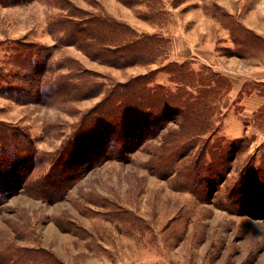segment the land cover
Wrapping results in <instances>:
<instances>
[{
  "label": "rangeland",
  "instance_id": "1",
  "mask_svg": "<svg viewBox=\"0 0 264 264\" xmlns=\"http://www.w3.org/2000/svg\"><path fill=\"white\" fill-rule=\"evenodd\" d=\"M88 15L160 37V52L114 67L58 42L68 18ZM231 23L250 30L249 40ZM262 32L264 0L0 2V161L9 163L0 176V264H264ZM34 60L46 63L47 80L66 76L88 95L37 101ZM144 75L151 92L179 95L192 110L169 104L155 135L137 131L142 142L124 160L88 167L95 146L123 139L100 122L99 103ZM238 124L249 131L229 135ZM79 159L85 173L75 178L67 164ZM50 183L71 186L54 201L34 195Z\"/></svg>",
  "mask_w": 264,
  "mask_h": 264
},
{
  "label": "trees",
  "instance_id": "2",
  "mask_svg": "<svg viewBox=\"0 0 264 264\" xmlns=\"http://www.w3.org/2000/svg\"><path fill=\"white\" fill-rule=\"evenodd\" d=\"M0 2L8 3V0H0ZM80 13L88 14L87 12L82 11ZM65 23L66 24L63 25L68 26V31L66 30V32H64V35L61 38L64 36L66 37L60 39L58 41L59 43L64 41L67 45H75L90 59L114 67L130 66L142 59L151 62L160 52L159 49L161 48L162 42L160 37L156 35H141L138 37L137 33L129 26L112 18L101 19L100 17L88 15L87 17L78 20L68 18ZM237 27L243 31V41L246 42L249 40L252 32L244 29L239 23L230 24L232 30ZM258 38L259 36H257V39ZM47 52L48 49H41L39 52H36V54L43 60H49V55L46 54ZM20 55L26 61L23 52H21ZM36 61L37 60H34L33 70L34 81L37 82V85L34 87V98L37 101H42L43 99L48 100L52 96H60L62 94L69 95L70 98H84L88 95L86 91V93L79 91L81 87L78 88V85L75 86L73 81L66 76H60L55 79V81L47 80L45 74H43L45 72L46 63H38ZM175 67H177L175 64H170L166 69H169L170 72H176L177 68L175 69ZM58 68L59 67L56 69ZM146 80H148V76L146 75L132 78L130 81L120 86L121 88L110 89V91L105 94V98L98 105L100 107V116L104 118L103 121L100 122H102V124L105 125L103 126L108 129H113L114 126H117L123 139H120L119 136H115L116 140L115 138L107 139L102 141L101 144L95 146L92 154L84 159V164L87 163L88 167H93L108 158L124 160L127 156V152L138 148L142 142L140 139L143 136H138V134H136L137 131L141 130L145 133L147 127H149L150 132L146 136L155 135L157 131H155L154 128L160 125V117L164 113V108L167 109L169 104L175 105L178 111L181 109L187 110V108L192 110L193 104L189 105L186 101L181 100L182 97L179 95L172 96L168 91L163 92L160 88L151 92L152 89L146 86ZM90 85L94 88L93 91L96 92L98 90L97 83L91 82L88 86ZM0 92L5 94L4 90L0 89ZM8 92L10 91H7L6 95H13ZM11 92L17 93L16 89ZM152 114L156 115L153 120L151 119ZM156 119H159L160 121L157 123ZM137 120L140 122H135ZM141 121L144 123L142 124ZM131 129V134L124 133L126 132L125 130ZM83 138L86 139V137L82 135H77L76 139H79V142ZM137 139L140 141H137ZM72 142L74 146L80 144H74L75 142ZM117 143L118 145L121 144V146L118 147ZM112 144L116 146V149L110 148ZM81 162L82 160L79 159L75 163L67 164V166L70 167L77 166V169L73 172L75 178L80 177L85 173L79 168ZM8 165L9 163L0 161V176L3 175V172L1 171L2 168ZM24 165L25 164H22L23 169L25 168ZM3 179V177L0 179V188L2 185L6 184L3 183ZM9 182L12 183L13 181ZM70 183L67 188L71 186ZM45 185L42 184V186L47 187L48 191L51 192L43 193L47 190L40 186V189L38 188L36 189L37 191L35 190L34 195L54 201L60 198V196H62L67 190L64 183L60 184V188H62L61 190H58V188L51 183L49 186L48 184Z\"/></svg>",
  "mask_w": 264,
  "mask_h": 264
},
{
  "label": "crops",
  "instance_id": "3",
  "mask_svg": "<svg viewBox=\"0 0 264 264\" xmlns=\"http://www.w3.org/2000/svg\"><path fill=\"white\" fill-rule=\"evenodd\" d=\"M255 28H257L258 30H263L261 27H259L258 25H255L254 26ZM253 27V28H254ZM262 33H264V32H262ZM255 81H257V82H262V83H264V78H260L259 80H257V79H255ZM255 103H258V102H255ZM246 127V126H245ZM246 129V128H245ZM244 126H242V125H240V124H238L234 129H228V131H227V133L229 134V135H233V134H237V135H241V134H243L244 133ZM249 131V127H248V129L247 130H245V132H248ZM236 135V136H237Z\"/></svg>",
  "mask_w": 264,
  "mask_h": 264
}]
</instances>
